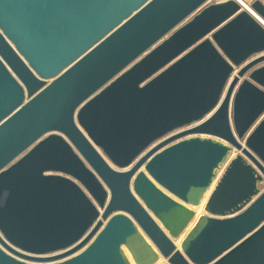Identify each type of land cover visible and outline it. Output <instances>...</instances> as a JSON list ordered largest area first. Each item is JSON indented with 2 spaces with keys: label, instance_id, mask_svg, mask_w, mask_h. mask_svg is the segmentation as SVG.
Wrapping results in <instances>:
<instances>
[{
  "label": "water",
  "instance_id": "1",
  "mask_svg": "<svg viewBox=\"0 0 264 264\" xmlns=\"http://www.w3.org/2000/svg\"><path fill=\"white\" fill-rule=\"evenodd\" d=\"M262 62L235 0H0V264H264Z\"/></svg>",
  "mask_w": 264,
  "mask_h": 264
},
{
  "label": "bare ground",
  "instance_id": "2",
  "mask_svg": "<svg viewBox=\"0 0 264 264\" xmlns=\"http://www.w3.org/2000/svg\"><path fill=\"white\" fill-rule=\"evenodd\" d=\"M240 3V1H239ZM243 10H246L247 12H249L263 27H264V20L259 17L250 7H247L246 5L245 6H242L241 7ZM49 81V80H48ZM196 123L194 124H191L190 126H186L184 128H181L180 130H176L175 132L177 131H181L182 129H185V128H188V127H191L193 125H195ZM174 133V132H173ZM242 144V143H241ZM243 145V144H242ZM240 152V150H236L235 148H232L227 160L221 164V166L219 167V169L217 170V173H216V176L215 178L213 179L212 183L210 184V186L208 187V189L205 191L201 201H200V204L197 205V206H191V205H187L188 208L192 209L194 211V216L193 218L190 220V222L187 224V226L185 227V229L182 231V233L178 236V238L176 239H173V242L175 243V246L177 248H179V245H180V241L181 239L184 237V235L189 231V229L193 226V224L195 223L197 217L201 214H203V205L204 203L206 202L208 196L210 195L214 185L216 184V181L218 180V178L220 177L221 173L223 172L226 164L228 163L229 159H231L235 154H238ZM241 154V153H240ZM141 170H143V168L141 167ZM123 252L125 254V256L127 257V259L130 261L131 264H134L133 261L131 260V257L128 253V251L123 247ZM161 261H165V259H163L161 256H159V258L157 259V261L154 263V264H160Z\"/></svg>",
  "mask_w": 264,
  "mask_h": 264
},
{
  "label": "rangeland",
  "instance_id": "3",
  "mask_svg": "<svg viewBox=\"0 0 264 264\" xmlns=\"http://www.w3.org/2000/svg\"><path fill=\"white\" fill-rule=\"evenodd\" d=\"M218 1H222V0H210V3L211 2H218ZM237 3H239V5L242 7V6H247V7H250V3L253 1V0H235ZM264 64V62H262ZM240 142L243 144V140L241 139ZM240 154V152L238 153ZM261 189H264V182H263V186ZM204 213V211H203ZM160 264H167L166 260L165 261H161Z\"/></svg>",
  "mask_w": 264,
  "mask_h": 264
}]
</instances>
